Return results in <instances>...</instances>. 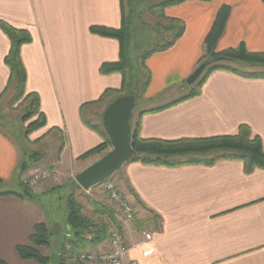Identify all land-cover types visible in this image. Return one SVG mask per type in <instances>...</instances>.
Here are the masks:
<instances>
[{"label": "crops", "instance_id": "crops-1", "mask_svg": "<svg viewBox=\"0 0 264 264\" xmlns=\"http://www.w3.org/2000/svg\"><path fill=\"white\" fill-rule=\"evenodd\" d=\"M223 4L231 7V15L216 53L241 43L252 52L264 53L261 0L189 1L170 7L165 16L183 21L185 33L172 48L147 61L151 81L145 100L157 104L139 112L187 95H181L178 87L206 54L205 38ZM122 14L121 0H0V20L29 30L33 37L22 47L21 58L26 91L39 96L46 118L39 131L42 139L38 136L35 144L49 140L56 154L47 162L45 155L40 156L44 166L29 165L28 171L54 170L64 179L71 170L82 167L77 175L103 157L79 159L105 143L84 122L99 105L82 108L107 90L121 89V74L100 72L103 64L119 60L120 44L92 34L90 28L118 29ZM10 49L11 41L0 28V101L10 90L11 71L5 63ZM139 115L136 122L143 139L230 136L245 125L261 139L264 151V78L218 70L208 76L199 95ZM22 158L13 139L0 128V179L6 186L20 181ZM117 187L137 208L135 220L125 230L126 264H264V169L247 173L244 162L233 159L178 167L127 162ZM52 188L44 184L39 188L44 191L34 195L39 198ZM35 199L0 196V261L39 264L21 259L16 251L17 246L29 244L37 224L46 223L47 215ZM143 230L153 234L150 245L155 253L147 258L139 248Z\"/></svg>", "mask_w": 264, "mask_h": 264}, {"label": "trees", "instance_id": "trees-1", "mask_svg": "<svg viewBox=\"0 0 264 264\" xmlns=\"http://www.w3.org/2000/svg\"><path fill=\"white\" fill-rule=\"evenodd\" d=\"M146 1L149 3L151 0ZM189 1L211 3L214 0L151 1L155 4L150 3L147 11L154 17H158L166 22L164 25H158L163 26L169 40L163 44L155 46L152 50L147 51L142 55H138L137 57H134L132 53L131 41L133 38L134 24L139 17L137 16L138 12L136 13L138 0H121L123 14L120 28L113 29L104 26H92L90 28L92 34L104 38L115 39L119 42V60L117 62L103 64L100 68V72L103 75L113 73L121 74L123 84L119 90L105 91L98 101L83 106V110L88 106L100 105L110 98V101L107 102V109V107L117 98L125 96L124 91L126 89V82L131 76L132 78L134 77L133 72L137 66H143V68H146V71L138 69L137 77L138 79L144 77V73L146 72L147 79L143 84V88L147 91L151 81V75L146 66L147 61L154 54L172 48L185 33V23L181 20L167 18L165 16V11L170 7L179 6ZM261 1L264 3V0ZM230 15L231 7L227 4L221 5L205 38L204 44L206 47V54L201 58L199 64L217 57H223L225 58V61L211 65L200 81L194 85L192 90L181 100L153 110L142 111L139 116L145 113L162 110L178 102L199 95L208 76L218 70L227 71L245 78H264L263 52H252L244 43H241L237 47L216 53L217 45L225 33ZM0 28L11 41V49L5 58V63L11 71L7 90L11 88L13 89L12 104L22 100L24 104L28 105L26 110L27 113L24 117L25 121L36 117V120L27 127V134L41 130L46 126V118L40 109L39 96L35 93H28L26 91L27 72L21 58L22 47L32 43L33 37L29 30L15 28L2 20H0ZM239 65L251 66L259 70L246 71L243 68L238 67ZM130 93H127V95H130ZM101 117H103V115H101ZM84 122L90 128L98 131L105 139L104 144L79 158L85 160L91 156L105 152L110 147L111 143L105 130L86 120ZM132 148L134 150V156L129 162H140L146 165L165 167H178L184 165L211 166L222 159H233L243 161L247 173H251L256 168L264 169V151L261 139L258 136H254L249 127L245 125L239 128V132L236 135L217 136L206 139H180L167 141L160 139H143L140 136L139 122H136V124L132 126ZM28 169L29 164L22 162L20 166L21 176L19 181L21 187L20 193L0 191V196L15 195L20 198L34 200V191L25 186L22 182V176L29 172ZM4 185L3 180L0 179V186ZM70 185L76 190L81 189L76 180L70 181ZM93 188L97 189L96 186ZM57 189L59 188L53 187L51 191ZM89 207L91 208V214L85 212L84 205L80 203L77 200V197H75V194H72L71 192L67 199L66 217V223L70 229V233L67 234L66 242L63 244V254L59 258L60 264H73L75 255L80 254L90 246L98 247L108 240L110 227L105 222L104 218L108 217L115 221L117 215L116 209L109 204L107 196L106 201L104 200V202L92 200L90 196ZM49 236L50 232L47 224H37L34 228L33 234L29 238V244L16 247L17 254L23 260H32L39 264H49L50 257L45 256L40 249L41 247H48ZM89 237L92 238L90 239ZM65 244L68 246H65ZM0 264L7 263L0 261Z\"/></svg>", "mask_w": 264, "mask_h": 264}, {"label": "rangeland", "instance_id": "rangeland-1", "mask_svg": "<svg viewBox=\"0 0 264 264\" xmlns=\"http://www.w3.org/2000/svg\"><path fill=\"white\" fill-rule=\"evenodd\" d=\"M153 1V0H151ZM146 1V0H138L137 4V16H139L134 24L133 28V38L131 41V50L134 57L138 55H142L147 51L152 50L155 46L159 44H163L169 40L167 33L164 31L163 26L166 24L165 21L161 20L158 17H154L153 15L149 14L147 9L150 6V3L155 4L154 2ZM160 24V25H158ZM140 65V64H138ZM238 67L243 68L246 71L250 70H259L255 69V67L251 66H244L239 65ZM138 69L146 71V68L143 66H137L135 71L133 72L134 77L128 78L126 82V89L124 91L125 96H128L127 93L130 95L135 96L136 98V108L133 113V118L131 121V126H134L137 121L139 111L145 107H151L156 102L151 103L145 100L146 90L143 88V84L146 81V72L144 73L145 76L138 79ZM189 78V77H188ZM187 78V79H188ZM187 79L185 83L183 82L178 88L180 90V94L183 95L184 93H189L194 86H189L187 83ZM13 98V89L11 88L3 99L0 101V128H2L7 135H9L15 144L18 146L22 159L28 163L29 165H38L44 166L42 164V159L47 161H51L55 158V149L54 143L49 140L45 142H39V144H35V142L39 141L40 135L39 131H34L29 134L26 133L27 127L36 120V117L31 118L25 121L24 117L26 115L27 104H24L22 100L19 102L12 104ZM110 101V98L107 99L104 103L100 104L98 107L92 110V114H88L87 120L94 125H97L101 129L104 130L103 127V113L106 110L107 102ZM159 104V102H158ZM97 115V116H95ZM39 136V140L38 139ZM112 150V147L107 149V151L101 153L102 156L109 153ZM38 154V155H37ZM45 155L43 158L40 156ZM39 156V157H38ZM41 161V162H40ZM45 162V164H46ZM80 169H73L70 171L69 178L62 177V182L58 185H54L49 183L52 187H58L59 189L54 191H46L45 195L39 196L35 199L43 208V211L47 215L46 223L49 228L50 236H49V245L48 247H41V251L45 256L50 257L49 264H60V256L63 254V244L66 242L67 234L70 233V229L66 223L67 217V199L72 194H75L77 200L84 205L85 212L91 214V208L89 207V200L90 196L92 200L97 201H106V194L99 191V189H93L91 195L84 192V190L78 189L76 190L73 186L70 185V181H75L76 173ZM69 170V166L65 168ZM63 171H66V170ZM37 170L43 169H35L34 172ZM119 169L110 179L117 180L119 179L120 174ZM43 186V185H41ZM33 190V189H32ZM40 190L44 191L43 189L33 190L35 193H38ZM0 191H12V192H21L20 183L18 180L16 182L9 184L8 186H0ZM75 192V193H74ZM69 231V232H68ZM65 246H68L65 244Z\"/></svg>", "mask_w": 264, "mask_h": 264}, {"label": "built area", "instance_id": "built-area-1", "mask_svg": "<svg viewBox=\"0 0 264 264\" xmlns=\"http://www.w3.org/2000/svg\"><path fill=\"white\" fill-rule=\"evenodd\" d=\"M22 182L28 188L37 190L44 184H60L62 177L54 170L43 169L25 173L22 176ZM96 188L106 194L109 204L116 209L117 215L115 221L108 217L104 218L110 227L108 240L98 247L90 246L80 254L75 255L73 264H126L129 246L125 239V230L135 220L137 208L121 195L114 179H109L96 186ZM93 189L83 190L91 195ZM141 234L143 240L139 243V248L143 257L147 258L155 253V250L150 245L153 240V234L145 230ZM89 238L91 239L92 237ZM131 264L137 263L132 262Z\"/></svg>", "mask_w": 264, "mask_h": 264}, {"label": "water", "instance_id": "water-1", "mask_svg": "<svg viewBox=\"0 0 264 264\" xmlns=\"http://www.w3.org/2000/svg\"><path fill=\"white\" fill-rule=\"evenodd\" d=\"M223 61L225 58L217 57L200 64L187 79L188 85H196L211 65ZM136 106L135 96L128 95L117 98L105 110L103 127L112 150L76 175L75 180L82 189L89 190L109 180L134 156L131 121Z\"/></svg>", "mask_w": 264, "mask_h": 264}]
</instances>
